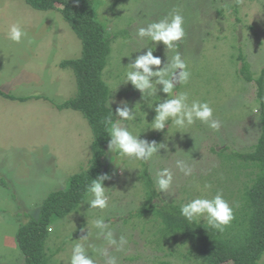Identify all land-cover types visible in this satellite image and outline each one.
<instances>
[{
  "label": "rangeland",
  "instance_id": "obj_1",
  "mask_svg": "<svg viewBox=\"0 0 264 264\" xmlns=\"http://www.w3.org/2000/svg\"><path fill=\"white\" fill-rule=\"evenodd\" d=\"M98 5L97 19L114 36L102 72L111 91L109 105L115 111L118 105L112 100L127 101L136 119L121 121L120 126L166 148L147 162L109 153L107 148L102 174L110 177L104 181L108 207L90 209L89 194L75 213L54 219L46 248H59V252L51 264H70L75 243H82L96 264H107L109 256H115L117 264H197L195 252L187 253L190 242L180 236L158 249L153 242L160 235L157 224L151 216L138 218L136 213L149 177L159 193L154 203L181 207L220 192L234 208L231 224L242 220L244 193L258 167L238 157L252 151L257 142L261 106L254 83L240 71L246 65L255 78L264 68V0H99ZM173 9L185 20V37L177 47L167 49L137 36L140 27ZM13 23L27 33L20 43L7 38ZM149 48L161 59V67L171 63L177 51L181 54L191 76L178 83L174 93L187 92L190 101L208 102L220 123L218 130L200 121L183 129L171 121L163 131L152 129L156 113L151 106L166 94L158 91L149 97L145 92L142 99L126 81L130 61ZM80 55L81 42L58 12L37 11L22 0H0V90L17 97H41L26 102L0 97V264H22L14 243L18 227L37 218L39 205L49 193L64 189L70 176L88 167L92 133L87 121L78 112L55 107L77 90L71 70L58 64ZM177 160L192 169L191 175L176 167ZM164 168L172 171L173 183L161 192L155 180ZM205 184L211 188L205 189ZM98 217L109 224L117 240L124 237L122 248L109 245L100 235L93 223ZM196 220L207 223L204 217ZM260 263L264 264V254Z\"/></svg>",
  "mask_w": 264,
  "mask_h": 264
},
{
  "label": "trees",
  "instance_id": "obj_2",
  "mask_svg": "<svg viewBox=\"0 0 264 264\" xmlns=\"http://www.w3.org/2000/svg\"><path fill=\"white\" fill-rule=\"evenodd\" d=\"M37 11H55L68 24L81 42V55L76 59L63 60L60 69H69L76 82V94L60 104L58 110L69 109L81 114L87 121L92 141L88 167L68 179L64 189L49 193L39 205L37 218H30L21 224L14 235V243L22 258V264H51L59 248H46L49 228L54 219H62L75 213L85 203L87 188L91 180L102 175L103 159L107 154L110 128L105 119L111 116L118 120L109 106L111 91L102 79L107 57L114 36L107 32L106 24L96 17L99 0H22ZM245 79L253 82L261 106L260 135L252 151L245 153V162L258 167L257 175L249 179L251 184L244 193L245 206L241 221L228 225L223 232L213 229L207 223L196 219L189 222L180 214V207L172 204L159 205V193L154 182L147 177L144 185V202L136 217L151 216V222L158 226L159 237L153 241L158 249L177 236L189 241L188 254L195 252L197 264H262L264 254V68L257 77L248 74L247 66L241 71ZM0 97L18 102L41 99L40 96H13L0 90ZM45 99V98H44ZM113 111V112H112ZM156 139V138H155ZM198 255V256H197ZM157 264H168L159 262Z\"/></svg>",
  "mask_w": 264,
  "mask_h": 264
},
{
  "label": "clouds",
  "instance_id": "obj_3",
  "mask_svg": "<svg viewBox=\"0 0 264 264\" xmlns=\"http://www.w3.org/2000/svg\"><path fill=\"white\" fill-rule=\"evenodd\" d=\"M185 20L179 10L173 9L168 16L148 23L146 27H140L137 36L140 38H149L156 44H163L167 49L177 47V43L185 37ZM7 38L15 43H20L27 38V33L19 23L9 25ZM29 42H31L29 40ZM151 48L144 54L136 56L134 61H130L129 71L126 73L127 83H131L134 89L142 94L146 92L149 97L157 95V92L166 94L165 99H160L151 108L156 113L153 121L150 123L153 130L163 131L168 125H174L178 129L192 126L196 121L206 124L213 130H218L220 123L214 118L213 108L208 102L200 100H189L187 92L174 93L178 83H186L191 76L185 60L177 51L171 59V63H164L159 57L153 55ZM156 70H153V69ZM158 86H162L158 88ZM115 116L119 119L112 121L111 116L105 119V124L109 126L110 132L107 148L109 153L119 152L123 156L135 158L136 160L147 162L159 152L161 148H166L164 144H158L156 141L141 139L140 135H134L127 126H120L121 121H133L136 119L134 109L127 101H115ZM110 106V105H109ZM113 112V111H112ZM171 121V125H169ZM176 167L184 173L185 176L191 175L192 169L182 160L176 161ZM107 174H102L96 179L91 180L87 191L91 195L88 201L90 209L104 210L108 207L109 196L104 186V181L109 180ZM173 183V173L170 169L164 168L156 173L155 185L161 192L170 189ZM205 189H210V184L204 185ZM180 214L187 221L204 217L208 225L213 229L223 232L224 229L234 220V208L223 194L217 192L212 198L197 197L180 207ZM100 235L104 237L107 243L115 246L118 250L126 244L123 236L117 240L114 232L111 230L103 217H98L93 221ZM51 231V229H50ZM87 239V236L81 238ZM70 264H96V261L88 254L82 243H75L72 251ZM107 264H117L115 256H109Z\"/></svg>",
  "mask_w": 264,
  "mask_h": 264
}]
</instances>
